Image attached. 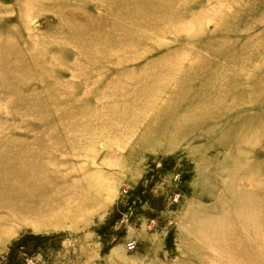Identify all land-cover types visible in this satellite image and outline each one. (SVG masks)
<instances>
[{"label":"rangeland","instance_id":"1","mask_svg":"<svg viewBox=\"0 0 264 264\" xmlns=\"http://www.w3.org/2000/svg\"><path fill=\"white\" fill-rule=\"evenodd\" d=\"M0 264H264V0H0Z\"/></svg>","mask_w":264,"mask_h":264}]
</instances>
